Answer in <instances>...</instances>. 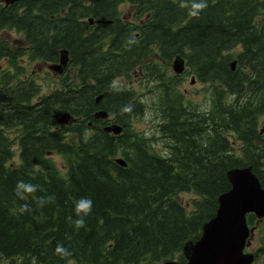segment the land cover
<instances>
[{
    "label": "trees",
    "instance_id": "obj_1",
    "mask_svg": "<svg viewBox=\"0 0 264 264\" xmlns=\"http://www.w3.org/2000/svg\"><path fill=\"white\" fill-rule=\"evenodd\" d=\"M124 3L129 18L121 15ZM262 12L264 0L0 4V61L8 60L0 73V264L184 260L183 245L199 238L231 187L229 169L250 166L264 187ZM10 29L24 34L23 43L2 37ZM62 49L68 66L47 93L16 65L24 56L57 62ZM176 55L185 61L183 76L191 72L208 87L206 110L174 91L182 77L166 71ZM135 71L156 81L165 154L132 126L146 107L119 79ZM98 110L111 119L94 118ZM64 113L76 120L57 123ZM108 124L121 133L105 131ZM10 130L18 134L10 138ZM179 193L192 195L189 205ZM81 200L91 201L87 215L77 214Z\"/></svg>",
    "mask_w": 264,
    "mask_h": 264
},
{
    "label": "water",
    "instance_id": "obj_2",
    "mask_svg": "<svg viewBox=\"0 0 264 264\" xmlns=\"http://www.w3.org/2000/svg\"><path fill=\"white\" fill-rule=\"evenodd\" d=\"M13 1L5 0V3ZM89 21L92 22V19ZM67 61L68 52L62 49L58 63L48 64L47 67L55 74H60L66 67ZM173 68L176 72H181L183 59L177 56ZM105 94L106 92H103L98 95L95 101L98 103ZM107 116L104 110L94 113L95 118ZM74 120L68 113H64L56 122L67 123ZM104 130L119 133L121 127L113 124L104 127ZM115 160L121 165H126L121 158ZM227 177L231 188L218 196V206L214 216L202 225L201 236L195 242L187 241L183 245L182 251L186 261L181 263L167 260L163 264H250L252 262L254 256L242 251L249 234L245 215L252 212L259 218L264 216V188L250 166L231 168L227 171Z\"/></svg>",
    "mask_w": 264,
    "mask_h": 264
},
{
    "label": "rangeland",
    "instance_id": "obj_3",
    "mask_svg": "<svg viewBox=\"0 0 264 264\" xmlns=\"http://www.w3.org/2000/svg\"><path fill=\"white\" fill-rule=\"evenodd\" d=\"M121 15H128L131 11V7L129 4H122L120 6ZM257 20H264V12L260 13L256 16ZM5 39H8L13 44H21L23 43L24 34L22 32H18L15 29H10L8 31L2 32ZM1 33V34H2ZM155 61H157V56L154 54ZM16 65H24L25 69L23 70L25 76H33L37 79V81L41 84V91L47 93L50 91L55 85H57V77L51 71H49L45 64L40 61L30 62L26 56L24 58H17ZM0 63L2 67H8V60H1ZM158 63L162 65V63L158 60ZM5 70H2V72ZM167 75H173L174 70L172 65H168L167 67ZM1 73V71H0ZM182 77L181 80L177 81L175 84L174 91L176 93L183 94V103L188 104L191 107H195L199 110H206L209 103V92L206 84L202 82H198L193 78L191 72H188L185 76ZM124 85H128L133 88L137 96L143 101L145 105V111L142 116L136 117L132 120V126L139 131H142L146 137H152L151 146L157 151L166 153L165 145L167 141L160 137L159 132L157 131V123L160 122L159 112L157 110L158 104L156 102L155 95V85L156 81L151 78H147L145 75L141 74V72H133L131 77H123L119 79ZM192 80V82H191ZM189 100V102H188ZM18 134L17 130L7 131V135L10 138H14ZM17 148V146H15ZM14 162L18 163L19 159L17 154L14 156ZM55 163L59 166H63V159L60 155L55 154L53 157ZM178 199L182 201L184 205H189L192 195L190 193H179ZM256 219H254V222ZM255 231L252 239L251 246L248 249V252H251V249L257 250L256 260L253 264H264V219L259 223L254 225ZM68 264H74L73 262H69ZM145 264H159L157 262H149Z\"/></svg>",
    "mask_w": 264,
    "mask_h": 264
},
{
    "label": "clouds",
    "instance_id": "obj_4",
    "mask_svg": "<svg viewBox=\"0 0 264 264\" xmlns=\"http://www.w3.org/2000/svg\"><path fill=\"white\" fill-rule=\"evenodd\" d=\"M197 7L203 8V7H206V5L201 3ZM193 14H195V13H193ZM33 187L34 186L25 185V189L27 191H32ZM90 210H91V201H89V200H81L76 205V211H77L78 215L80 213H83L84 215H87L90 212ZM76 223H77L78 226H83L84 221H83V219H80V220H77Z\"/></svg>",
    "mask_w": 264,
    "mask_h": 264
},
{
    "label": "flooded vegetation",
    "instance_id": "obj_5",
    "mask_svg": "<svg viewBox=\"0 0 264 264\" xmlns=\"http://www.w3.org/2000/svg\"><path fill=\"white\" fill-rule=\"evenodd\" d=\"M0 4H1V1H0ZM1 5H3V4H1Z\"/></svg>",
    "mask_w": 264,
    "mask_h": 264
}]
</instances>
